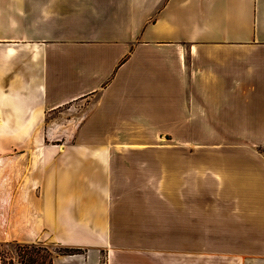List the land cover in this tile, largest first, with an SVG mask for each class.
Here are the masks:
<instances>
[{"label": "crops", "instance_id": "1", "mask_svg": "<svg viewBox=\"0 0 264 264\" xmlns=\"http://www.w3.org/2000/svg\"><path fill=\"white\" fill-rule=\"evenodd\" d=\"M260 145L264 0H0V246L264 264Z\"/></svg>", "mask_w": 264, "mask_h": 264}, {"label": "rangeland", "instance_id": "2", "mask_svg": "<svg viewBox=\"0 0 264 264\" xmlns=\"http://www.w3.org/2000/svg\"><path fill=\"white\" fill-rule=\"evenodd\" d=\"M85 106V102H81L72 106L71 104L64 107L63 115V130L67 132L69 128V121L72 117L76 116L82 108ZM64 143V142H62ZM169 143L168 141H162L158 147H165L163 144ZM259 148L264 152V145H260ZM64 248H57V251L61 252ZM52 254L50 247L43 243L38 242L30 245H3L0 246V255L3 259V264H48L49 258Z\"/></svg>", "mask_w": 264, "mask_h": 264}, {"label": "trees", "instance_id": "3", "mask_svg": "<svg viewBox=\"0 0 264 264\" xmlns=\"http://www.w3.org/2000/svg\"><path fill=\"white\" fill-rule=\"evenodd\" d=\"M14 245H16V244H14ZM17 245H20V244H17ZM78 250L79 249H75V248H64V250L61 251L60 253H62V254H72V253H74V252H76Z\"/></svg>", "mask_w": 264, "mask_h": 264}, {"label": "built area", "instance_id": "4", "mask_svg": "<svg viewBox=\"0 0 264 264\" xmlns=\"http://www.w3.org/2000/svg\"><path fill=\"white\" fill-rule=\"evenodd\" d=\"M101 264H104V263H101Z\"/></svg>", "mask_w": 264, "mask_h": 264}]
</instances>
